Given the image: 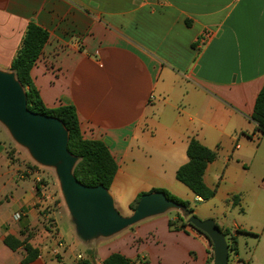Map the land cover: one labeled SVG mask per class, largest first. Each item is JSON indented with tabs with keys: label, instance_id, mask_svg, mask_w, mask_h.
<instances>
[{
	"label": "crops",
	"instance_id": "1",
	"mask_svg": "<svg viewBox=\"0 0 264 264\" xmlns=\"http://www.w3.org/2000/svg\"><path fill=\"white\" fill-rule=\"evenodd\" d=\"M31 22L50 35L33 82L47 108L73 105L83 137L107 145L118 166L109 190L116 205L166 190L235 238L244 263L264 264V242L250 243L264 240V136L251 119L264 86V0H0V70L12 72ZM11 138L0 128V264H103L113 253L135 264H214L205 235L169 229L176 216L147 218L116 238L79 239L87 250L76 255L47 211L38 172L8 156ZM192 138L217 153L204 176L216 190L209 201L176 178ZM51 216L66 242L56 256L48 228L29 234ZM9 235L27 239L39 257L24 263V247L5 244ZM164 236L175 250H152Z\"/></svg>",
	"mask_w": 264,
	"mask_h": 264
},
{
	"label": "water",
	"instance_id": "2",
	"mask_svg": "<svg viewBox=\"0 0 264 264\" xmlns=\"http://www.w3.org/2000/svg\"><path fill=\"white\" fill-rule=\"evenodd\" d=\"M0 123L37 164L55 169L76 235L82 242L112 237L147 218L176 210L209 238L214 264H229V243L215 220L189 217L183 205L159 191L143 194L132 215L124 217L117 211L108 189L89 187L79 181L74 174L79 158L69 151V132L64 123L55 116L30 111L24 86L14 72L3 70H0Z\"/></svg>",
	"mask_w": 264,
	"mask_h": 264
},
{
	"label": "trees",
	"instance_id": "3",
	"mask_svg": "<svg viewBox=\"0 0 264 264\" xmlns=\"http://www.w3.org/2000/svg\"><path fill=\"white\" fill-rule=\"evenodd\" d=\"M187 24L190 25V21H187ZM49 38L50 35L47 30L31 22L24 34L21 47L13 59L11 71L15 73L17 79L25 88L27 107L30 111L55 116L64 123L69 132V151L79 158L74 170L77 179L86 186H104L110 190L117 174L118 166L107 145L100 140H88L83 137L77 110L73 105H61L53 109L47 108L33 82L31 76L32 68L41 56ZM251 119L256 124V130L259 135L264 136V86L257 97ZM8 156L14 162L11 152H8ZM187 156V163L182 165L176 172L177 180L188 187L195 196L201 198L198 202L211 200L215 196L216 190L207 187L204 176L208 165L216 160L217 153L204 146L196 138H192L188 144ZM37 186L39 187V184ZM158 191L164 192L169 200L183 205L186 208L185 213L189 217L194 215V205L191 202L180 199L166 190H153L152 192ZM142 195H138L130 203L129 207L132 211L137 207ZM233 199H238V196L233 197ZM188 226L192 227L188 223L187 218L184 217V214L179 211H176V219L169 221V229L172 231H186ZM223 232L229 243L230 254H237L238 249L235 238H230L226 231ZM207 239L209 240L208 237ZM5 244L13 251L24 247L26 251L24 263H30L39 257V251L34 249L27 239L22 241L9 235L5 239ZM210 244L212 246L211 242ZM103 264H135V262L120 253H113L104 260ZM244 264L248 263L245 262Z\"/></svg>",
	"mask_w": 264,
	"mask_h": 264
},
{
	"label": "rangeland",
	"instance_id": "4",
	"mask_svg": "<svg viewBox=\"0 0 264 264\" xmlns=\"http://www.w3.org/2000/svg\"><path fill=\"white\" fill-rule=\"evenodd\" d=\"M0 128H5L3 125L0 124ZM6 129V128H5ZM6 133V131H5ZM7 134V133H6ZM7 151L11 152L12 157L14 159V162L16 163L17 166L19 167H23V169H30L32 172H38V176L40 178L39 183L42 184L44 186L46 195L50 196V205L47 208V211L49 213H53L56 212L57 214L56 216V220L58 221V224L60 226L61 231H63L64 233L68 234L66 236V241L68 243V250H76V255L84 250H87L85 245L82 243H79L80 240L76 235L75 232V228L72 224L71 218L67 217L63 212L61 211L60 208H64L65 211L68 212L67 207L65 205L64 199H63V195L60 189V182L58 180V177L56 175V171L54 168H49V167H44L41 166L39 164H37L30 156L28 150L22 146H20L19 144H17L12 138L10 140V142L7 144ZM127 196H125L124 201H121L118 205H116V209L117 211L124 217H128L131 214V209L130 207H128L127 205ZM198 205V204H197ZM163 216H169V217H173L176 216V212L175 211H169L165 214L162 215H158V216H154L156 218H163ZM154 217H150V218H154ZM55 217L51 216L48 219H45L43 222H41V225H38L37 227L30 229L29 234L31 236H36L39 234V232L42 231H46L47 228L48 230H50V235L48 234V237L46 238L47 241L49 243L52 242V245L56 244V241L58 240L57 238V230L55 229V227L53 229H51V226H53V224L55 223ZM51 223V224H50ZM50 228V229H49ZM32 230V231H31ZM71 230L72 234L75 235V240H72L69 237V231ZM165 238H162V240L165 241L164 246H160L158 248H152V250H167L168 253H170L171 250H175V245H173L175 242L172 240V237H167L164 236ZM112 238H116V237H112ZM104 240H109V239H104ZM47 242V243H48ZM78 242V243H77ZM264 240H262L261 242L257 241V240H252L250 241L251 243V247L256 249L258 246V243H263ZM66 243V242H64ZM52 246H44L42 250H52L51 248ZM151 250V249H150ZM211 250L213 253V246H211ZM241 250H249L248 246L244 245ZM54 264L58 262V260L56 261V259H53Z\"/></svg>",
	"mask_w": 264,
	"mask_h": 264
},
{
	"label": "built area",
	"instance_id": "5",
	"mask_svg": "<svg viewBox=\"0 0 264 264\" xmlns=\"http://www.w3.org/2000/svg\"><path fill=\"white\" fill-rule=\"evenodd\" d=\"M209 37H210V33L203 34L202 41L205 42L207 39H209ZM20 217H21V214L20 213L15 214V216H14V218L16 220H19ZM64 248H65L64 241L62 239H58L57 240V243H56V246L53 249V254L55 256L56 255H59L60 251L63 250ZM229 264H244V262L236 254H230Z\"/></svg>",
	"mask_w": 264,
	"mask_h": 264
}]
</instances>
